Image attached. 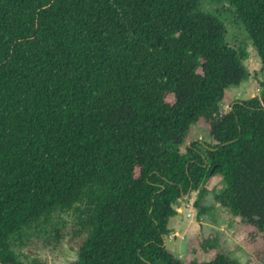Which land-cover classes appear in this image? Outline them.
Masks as SVG:
<instances>
[{
    "label": "trees",
    "instance_id": "1",
    "mask_svg": "<svg viewBox=\"0 0 264 264\" xmlns=\"http://www.w3.org/2000/svg\"><path fill=\"white\" fill-rule=\"evenodd\" d=\"M223 1L264 70V0ZM244 60L201 0H0V264H46L23 249L69 214L70 264H239L165 240L189 191L209 214L215 176V203L264 234V92L220 109Z\"/></svg>",
    "mask_w": 264,
    "mask_h": 264
},
{
    "label": "rangeland",
    "instance_id": "2",
    "mask_svg": "<svg viewBox=\"0 0 264 264\" xmlns=\"http://www.w3.org/2000/svg\"><path fill=\"white\" fill-rule=\"evenodd\" d=\"M201 10L207 13L216 14L226 29V42L230 47L244 53V66L247 69L248 77L238 87L228 88L225 92V99L220 104V109L226 113L234 100H248L264 92L261 83L264 82V70L255 49L243 31V26L236 19L234 10L223 0H201ZM172 102V97L167 98ZM188 141L208 143L209 138L194 128ZM183 150V147H181ZM221 178L210 177L204 187L207 194L204 199L206 206L211 207L208 215L196 219L197 210L193 203L196 199V192L189 191L174 205L176 216L170 219L168 229L169 236L165 240L166 249L180 260L206 259L203 251L209 247H215L223 252L228 258L237 261L239 264H264V234L259 235L247 226L240 223L238 218L230 215L223 207L215 203V193L221 189ZM57 227H59V242L54 240L53 233L46 237L39 238L34 245L23 249L25 254L36 256L46 264H70L76 259V250L80 236L76 230L77 217L73 214L62 216ZM253 234L258 235L254 241ZM35 240V238H32Z\"/></svg>",
    "mask_w": 264,
    "mask_h": 264
}]
</instances>
